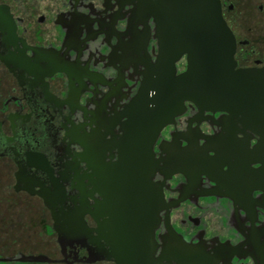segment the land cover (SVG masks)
I'll list each match as a JSON object with an SVG mask.
<instances>
[{
	"label": "flooded vegetation",
	"instance_id": "flooded-vegetation-1",
	"mask_svg": "<svg viewBox=\"0 0 264 264\" xmlns=\"http://www.w3.org/2000/svg\"><path fill=\"white\" fill-rule=\"evenodd\" d=\"M158 2L0 0V210H27L32 227L5 257L21 261L0 263L264 264L260 103L235 115L186 101L171 124L144 122L168 73ZM219 4L236 71L264 82V0ZM173 68L181 78L187 55ZM190 148L208 170L173 162Z\"/></svg>",
	"mask_w": 264,
	"mask_h": 264
},
{
	"label": "water",
	"instance_id": "water-1",
	"mask_svg": "<svg viewBox=\"0 0 264 264\" xmlns=\"http://www.w3.org/2000/svg\"><path fill=\"white\" fill-rule=\"evenodd\" d=\"M152 17L161 53L159 62L168 73L165 90L161 92L160 86L157 89L155 108L145 113L146 124H171L173 114L186 101L207 110L230 108L235 115L250 112L260 103L264 114V82L255 80L248 71H236V39L222 17L219 0H159ZM183 55H187V71L181 78H174L171 69ZM211 161L206 151L190 148L176 154L173 162L192 174L196 166L208 170ZM168 254L190 259L196 253L169 248ZM12 261L21 260L0 259Z\"/></svg>",
	"mask_w": 264,
	"mask_h": 264
},
{
	"label": "rangeland",
	"instance_id": "rangeland-1",
	"mask_svg": "<svg viewBox=\"0 0 264 264\" xmlns=\"http://www.w3.org/2000/svg\"><path fill=\"white\" fill-rule=\"evenodd\" d=\"M255 26L258 29L254 32V41L261 43L264 48V31L260 29L264 27V20L260 22V26L256 24ZM0 201V204H3V200ZM17 212L16 215H13L14 212L0 210V257L2 258L12 256L19 246L21 247L26 243L25 239L32 234V227L29 225V219H31V216L28 211L22 210ZM7 218L10 219V221H7ZM17 236H20L21 238L18 239L16 238ZM31 244L36 245L37 242H32Z\"/></svg>",
	"mask_w": 264,
	"mask_h": 264
}]
</instances>
